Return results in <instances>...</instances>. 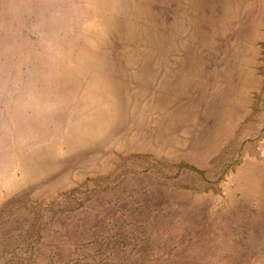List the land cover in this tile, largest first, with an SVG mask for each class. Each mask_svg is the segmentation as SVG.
Here are the masks:
<instances>
[{
  "label": "rangeland",
  "instance_id": "374dc122",
  "mask_svg": "<svg viewBox=\"0 0 264 264\" xmlns=\"http://www.w3.org/2000/svg\"><path fill=\"white\" fill-rule=\"evenodd\" d=\"M0 264H264V0H0Z\"/></svg>",
  "mask_w": 264,
  "mask_h": 264
}]
</instances>
